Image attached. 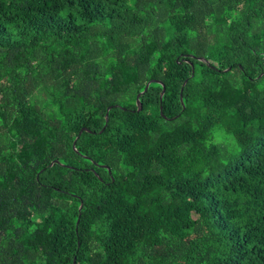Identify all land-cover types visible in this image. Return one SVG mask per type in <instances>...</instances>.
<instances>
[{
	"label": "trees",
	"instance_id": "1",
	"mask_svg": "<svg viewBox=\"0 0 264 264\" xmlns=\"http://www.w3.org/2000/svg\"><path fill=\"white\" fill-rule=\"evenodd\" d=\"M0 264H264V0H0Z\"/></svg>",
	"mask_w": 264,
	"mask_h": 264
},
{
	"label": "water",
	"instance_id": "2",
	"mask_svg": "<svg viewBox=\"0 0 264 264\" xmlns=\"http://www.w3.org/2000/svg\"><path fill=\"white\" fill-rule=\"evenodd\" d=\"M190 56V55H189ZM192 56V55H191ZM194 58H196V59H198V60H201V61H206L205 60V58H203V57H199V56H193ZM193 71H194V67H193V65H192V74H193ZM151 82H159V83H161V91H160V95H159V97H160V99L162 98V95H163V93H164V90H165V85H164V83L162 82V81H160V80H157V79H152V80H149L146 84H145V86H144V88H143V90L141 91V92H139L138 94H137V96H136V101H135V103H136V110H139L140 109V96L147 90V88H148V86H149V84L151 83ZM180 101H181V104H182V95L180 94ZM183 105V104H182ZM183 107V106H182ZM111 108V106H109L108 108H107V111H106V113H105V124H104V126L102 127V129L100 130V132L104 129V127L106 126V123H107V120H108V110ZM162 109L160 108V113L162 114V111H161ZM166 118V117H165ZM82 131H88V129L87 128H82V129H80V131L78 132V135L82 132ZM78 135L76 136V138H75V140H74V142H73V146L75 145V141H76V139L78 138ZM57 163L58 161L57 160H53L51 163H50V165H52L53 163ZM103 167L104 168H107L108 169V171H109V173H110V168L108 167V166H106V165H103ZM81 207H82V204H80V206H79V208H78V210H79V212H80V210H81ZM78 221H79V218L77 219V221H76V226H77V224H78Z\"/></svg>",
	"mask_w": 264,
	"mask_h": 264
}]
</instances>
